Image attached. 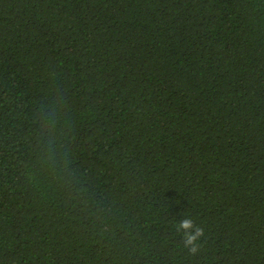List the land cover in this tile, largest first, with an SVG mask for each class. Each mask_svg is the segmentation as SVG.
<instances>
[{"label": "trees", "instance_id": "1", "mask_svg": "<svg viewBox=\"0 0 264 264\" xmlns=\"http://www.w3.org/2000/svg\"><path fill=\"white\" fill-rule=\"evenodd\" d=\"M0 264H264V0H0Z\"/></svg>", "mask_w": 264, "mask_h": 264}, {"label": "clouds", "instance_id": "2", "mask_svg": "<svg viewBox=\"0 0 264 264\" xmlns=\"http://www.w3.org/2000/svg\"><path fill=\"white\" fill-rule=\"evenodd\" d=\"M49 131H52L54 125H48ZM55 139L51 138L48 140L47 148L44 153V160L49 163V166L55 168L54 160V149L53 144ZM177 231L183 232V245L185 248L189 249L190 253L195 255L200 247L198 241L204 236V229L199 225H195L192 219L185 217L177 225Z\"/></svg>", "mask_w": 264, "mask_h": 264}]
</instances>
